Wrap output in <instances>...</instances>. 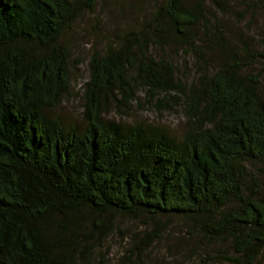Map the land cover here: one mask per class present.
I'll use <instances>...</instances> for the list:
<instances>
[{
  "label": "trees",
  "instance_id": "16d2710c",
  "mask_svg": "<svg viewBox=\"0 0 264 264\" xmlns=\"http://www.w3.org/2000/svg\"><path fill=\"white\" fill-rule=\"evenodd\" d=\"M97 1L0 0V264H84L119 217L146 219L140 250L178 217L196 264L209 247L262 264L264 49L210 21L224 0H157L92 56L71 120L55 113L73 84L65 34ZM135 107L184 128L111 117Z\"/></svg>",
  "mask_w": 264,
  "mask_h": 264
},
{
  "label": "rangeland",
  "instance_id": "374dc122",
  "mask_svg": "<svg viewBox=\"0 0 264 264\" xmlns=\"http://www.w3.org/2000/svg\"><path fill=\"white\" fill-rule=\"evenodd\" d=\"M224 1V7L207 2L210 21L226 25L232 36L237 34V38H244L259 49H264V6L255 7L258 0ZM156 3L157 0H98L94 10L85 11L80 16L65 34L72 53L73 84L71 93L55 110L56 114L71 120L82 119V95L90 74V59L95 53L104 51L114 43L118 35L143 23ZM178 59L182 60L180 57ZM186 62L192 68L193 61L188 59ZM110 114L111 117L129 122L145 121L169 125L177 132L184 128V118L180 112L160 114L150 108L135 107L129 112L112 110ZM144 221L146 219L117 218L103 244L95 248L84 264H126L123 263L124 255L132 256L137 264H196L198 257L194 249L197 243L186 232L187 221L172 217L162 238L140 250L142 232L147 226ZM192 229L190 226L189 230ZM207 249L215 256L211 264H227L225 259L219 257L218 249ZM79 262L81 264L80 260Z\"/></svg>",
  "mask_w": 264,
  "mask_h": 264
}]
</instances>
